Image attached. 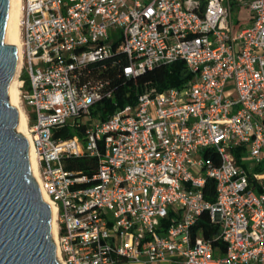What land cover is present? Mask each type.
Segmentation results:
<instances>
[{
    "label": "built area",
    "instance_id": "1",
    "mask_svg": "<svg viewBox=\"0 0 264 264\" xmlns=\"http://www.w3.org/2000/svg\"><path fill=\"white\" fill-rule=\"evenodd\" d=\"M19 28V98L60 264H264V0H21ZM113 54L127 79L180 61L191 78L144 86L101 120L113 90L91 66ZM63 128L77 133L54 138ZM82 158L94 175L65 169ZM205 212L224 252L197 230Z\"/></svg>",
    "mask_w": 264,
    "mask_h": 264
},
{
    "label": "water",
    "instance_id": "2",
    "mask_svg": "<svg viewBox=\"0 0 264 264\" xmlns=\"http://www.w3.org/2000/svg\"><path fill=\"white\" fill-rule=\"evenodd\" d=\"M11 0H0V264H59L51 236V209L43 201L29 161V144L15 131L8 103L18 66L15 46L5 43Z\"/></svg>",
    "mask_w": 264,
    "mask_h": 264
},
{
    "label": "trees",
    "instance_id": "3",
    "mask_svg": "<svg viewBox=\"0 0 264 264\" xmlns=\"http://www.w3.org/2000/svg\"><path fill=\"white\" fill-rule=\"evenodd\" d=\"M121 57L113 54L112 58L106 62L107 68L100 71V64L91 66L93 74L97 79H108L110 87L113 90L112 99H104L97 103L93 109V116L104 120L116 109L123 108L125 105L132 104L137 93L141 92L144 86L155 88L161 92L169 88H181L191 78L183 62H174L170 65H162L150 71L145 72L135 79H127L121 74V65L111 67V62ZM125 62H122V65ZM113 101V102H112ZM73 134L69 128H63L54 134V138H66ZM65 169L80 173L86 176H92L97 169V163L94 159L82 158L72 159L65 162ZM205 199L214 202V183L207 180L203 190ZM197 230L202 237L209 241L214 249L218 248L220 252L225 251V246L217 239L219 227L209 219L207 212L203 213L197 223Z\"/></svg>",
    "mask_w": 264,
    "mask_h": 264
},
{
    "label": "bare ground",
    "instance_id": "4",
    "mask_svg": "<svg viewBox=\"0 0 264 264\" xmlns=\"http://www.w3.org/2000/svg\"><path fill=\"white\" fill-rule=\"evenodd\" d=\"M20 11H21V0H11V9L10 14L7 22L6 28V36H5V43L10 46H15L17 55H18V66L16 70V74L14 79L8 88V103L9 106L14 108L17 112V124L15 127V131L21 135H23L28 144H29V161H30V168L31 173L35 181H38V173H37V160L35 156V152L33 150V146L28 136V127H27V120L23 110L20 107V98H19V80L17 79V75L20 68L21 62V41H20V28H19V18H20ZM41 195L43 201L50 206L51 209V236L52 242L55 245L56 243V223H55V208L51 205V202L47 195L41 191ZM56 258L58 263V251L56 249Z\"/></svg>",
    "mask_w": 264,
    "mask_h": 264
},
{
    "label": "rangeland",
    "instance_id": "5",
    "mask_svg": "<svg viewBox=\"0 0 264 264\" xmlns=\"http://www.w3.org/2000/svg\"><path fill=\"white\" fill-rule=\"evenodd\" d=\"M244 14H245V12H243L241 10L240 11H237L236 8H234L232 10V15L231 16H232L233 23L235 24V28H238L240 26L243 27L247 23L246 22L247 20H246ZM238 20H240V21H238ZM25 79H26V77H25ZM231 92H232V87H229V88L225 89V95L230 94ZM19 101H20V107L23 110V112L24 111H27L26 107L24 106V104H22L21 100H19ZM94 120L96 121L97 118H94ZM75 133H77V132L76 131H73V134H75Z\"/></svg>",
    "mask_w": 264,
    "mask_h": 264
}]
</instances>
